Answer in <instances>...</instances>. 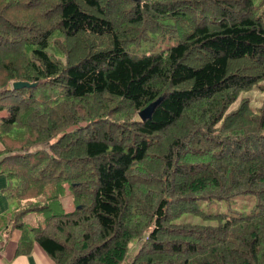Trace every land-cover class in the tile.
Masks as SVG:
<instances>
[{
    "label": "trees",
    "instance_id": "1",
    "mask_svg": "<svg viewBox=\"0 0 264 264\" xmlns=\"http://www.w3.org/2000/svg\"><path fill=\"white\" fill-rule=\"evenodd\" d=\"M0 142L17 253L264 264V0H0Z\"/></svg>",
    "mask_w": 264,
    "mask_h": 264
},
{
    "label": "rangeland",
    "instance_id": "2",
    "mask_svg": "<svg viewBox=\"0 0 264 264\" xmlns=\"http://www.w3.org/2000/svg\"><path fill=\"white\" fill-rule=\"evenodd\" d=\"M14 81H11V83ZM242 96H248V102L250 105L254 107H258L260 104V100L262 99V95L254 90L248 91L246 93H242ZM240 96V95H239ZM236 102H234L231 107L236 106ZM40 149L47 148L46 145L39 144ZM35 148H38L37 146ZM30 150H33L34 147L30 146ZM229 200L226 199H215L213 201L207 200H199L198 201V208L197 213H182L171 220L172 223H182V222H189V223H206L212 222L208 221L207 219H203L199 213L202 214H225L229 215L234 211H247L254 203L255 197L252 194H236L230 198ZM11 202V201H10ZM66 203V202H65ZM12 205V202H11ZM139 241H132L128 244V251L127 256L123 260L121 264H125L126 262L130 261L132 255L135 253L136 249L138 248Z\"/></svg>",
    "mask_w": 264,
    "mask_h": 264
},
{
    "label": "crops",
    "instance_id": "3",
    "mask_svg": "<svg viewBox=\"0 0 264 264\" xmlns=\"http://www.w3.org/2000/svg\"><path fill=\"white\" fill-rule=\"evenodd\" d=\"M3 145L0 142V151ZM7 178L0 173V216H5L12 208L11 200L5 194ZM19 229L7 228L0 230V264H54L43 249L36 243L31 244L30 251L26 254L17 253L20 238Z\"/></svg>",
    "mask_w": 264,
    "mask_h": 264
},
{
    "label": "water",
    "instance_id": "4",
    "mask_svg": "<svg viewBox=\"0 0 264 264\" xmlns=\"http://www.w3.org/2000/svg\"><path fill=\"white\" fill-rule=\"evenodd\" d=\"M29 84L26 82H21V81H14L11 83V87L12 88H18V87H22V86H28ZM154 107V103L147 106L146 108H144L143 110L139 111V115L141 119H144L146 117L149 116L150 112L152 111Z\"/></svg>",
    "mask_w": 264,
    "mask_h": 264
}]
</instances>
